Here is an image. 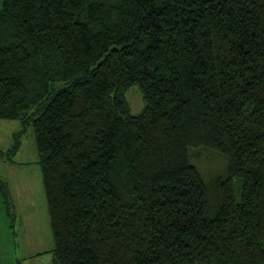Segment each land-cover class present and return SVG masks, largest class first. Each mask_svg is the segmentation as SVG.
Listing matches in <instances>:
<instances>
[{
  "label": "trees",
  "instance_id": "1",
  "mask_svg": "<svg viewBox=\"0 0 264 264\" xmlns=\"http://www.w3.org/2000/svg\"><path fill=\"white\" fill-rule=\"evenodd\" d=\"M0 117L12 157L34 132L55 264H264V0H3Z\"/></svg>",
  "mask_w": 264,
  "mask_h": 264
},
{
  "label": "rangeland",
  "instance_id": "2",
  "mask_svg": "<svg viewBox=\"0 0 264 264\" xmlns=\"http://www.w3.org/2000/svg\"><path fill=\"white\" fill-rule=\"evenodd\" d=\"M126 98L132 114L142 111L144 101L136 85L127 91ZM20 127L19 119L0 117V151L4 152L0 155V264H55L54 238L33 130L29 128L23 134L13 157L6 153ZM191 152L193 162L207 179L224 174L226 160L222 155L205 147ZM2 181L9 189L10 205Z\"/></svg>",
  "mask_w": 264,
  "mask_h": 264
},
{
  "label": "crops",
  "instance_id": "3",
  "mask_svg": "<svg viewBox=\"0 0 264 264\" xmlns=\"http://www.w3.org/2000/svg\"><path fill=\"white\" fill-rule=\"evenodd\" d=\"M3 2V1H2ZM2 2H0V8H1V4H2Z\"/></svg>",
  "mask_w": 264,
  "mask_h": 264
}]
</instances>
